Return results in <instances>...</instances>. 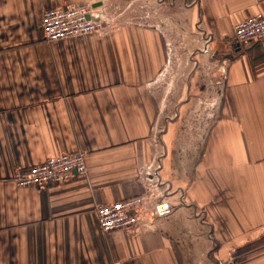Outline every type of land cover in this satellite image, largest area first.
Here are the masks:
<instances>
[{
  "label": "crops",
  "instance_id": "crops-1",
  "mask_svg": "<svg viewBox=\"0 0 264 264\" xmlns=\"http://www.w3.org/2000/svg\"><path fill=\"white\" fill-rule=\"evenodd\" d=\"M97 2L108 31L45 40L43 11ZM256 14L264 0H0V264H264V40L241 50L232 36ZM176 28L198 42L189 84L207 57L225 69V110L198 147L176 144L195 138L177 117L153 132ZM75 151L84 177L11 181ZM150 164L173 212L103 233L96 208L141 193Z\"/></svg>",
  "mask_w": 264,
  "mask_h": 264
},
{
  "label": "built area",
  "instance_id": "built-area-1",
  "mask_svg": "<svg viewBox=\"0 0 264 264\" xmlns=\"http://www.w3.org/2000/svg\"><path fill=\"white\" fill-rule=\"evenodd\" d=\"M40 24L47 42L103 33L112 27L107 15L91 3H67L47 9L40 17ZM232 36L241 50L264 40V15L256 14L238 22L234 26ZM84 160V153L81 151L51 156L29 168L16 170L11 176V181L18 187L42 190L48 186L65 183L73 177L86 176L88 170ZM156 170L157 166L150 164L142 171L141 193L96 208L97 227L103 233L133 232L150 228V221L144 218L146 212H150L152 220L166 218L173 212L174 206L169 198H166L168 189L160 185ZM216 264L228 263L218 261Z\"/></svg>",
  "mask_w": 264,
  "mask_h": 264
},
{
  "label": "rangeland",
  "instance_id": "rangeland-1",
  "mask_svg": "<svg viewBox=\"0 0 264 264\" xmlns=\"http://www.w3.org/2000/svg\"><path fill=\"white\" fill-rule=\"evenodd\" d=\"M173 39L174 43L169 44V51H167L168 62L156 84V92L164 105L153 132L155 137L158 133L160 136L162 131L170 129L172 119L177 117L174 131L179 135H194L195 138L181 137L176 144L198 147L199 140L196 135L208 134L209 129L222 117L225 110L227 98V89L224 84L225 69L224 67L221 69L222 65L216 64L213 58L207 57L208 62L201 63L202 65L198 63L203 72L189 84L188 77L193 67L189 51L198 46V42L194 37L187 38L177 28ZM199 87H202L203 91H199ZM186 101L189 105L181 108L180 105Z\"/></svg>",
  "mask_w": 264,
  "mask_h": 264
},
{
  "label": "water",
  "instance_id": "water-1",
  "mask_svg": "<svg viewBox=\"0 0 264 264\" xmlns=\"http://www.w3.org/2000/svg\"><path fill=\"white\" fill-rule=\"evenodd\" d=\"M100 5H101L100 3H97V4H96V5H94V6L96 7V6H100Z\"/></svg>",
  "mask_w": 264,
  "mask_h": 264
}]
</instances>
